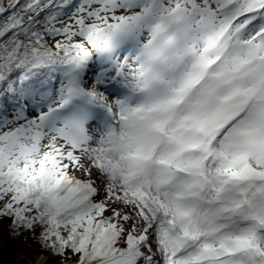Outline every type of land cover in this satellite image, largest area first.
<instances>
[{
	"label": "snow or ice",
	"instance_id": "snow-or-ice-1",
	"mask_svg": "<svg viewBox=\"0 0 264 264\" xmlns=\"http://www.w3.org/2000/svg\"><path fill=\"white\" fill-rule=\"evenodd\" d=\"M11 241L264 264V0H0V264Z\"/></svg>",
	"mask_w": 264,
	"mask_h": 264
},
{
	"label": "rangeland",
	"instance_id": "rangeland-1",
	"mask_svg": "<svg viewBox=\"0 0 264 264\" xmlns=\"http://www.w3.org/2000/svg\"><path fill=\"white\" fill-rule=\"evenodd\" d=\"M8 245L12 247H20L16 241H11ZM21 255L24 257V260L22 261L24 264H27L28 260L37 261L38 264L39 261L44 259L43 254L37 246H33L32 248L22 247Z\"/></svg>",
	"mask_w": 264,
	"mask_h": 264
},
{
	"label": "trees",
	"instance_id": "trees-1",
	"mask_svg": "<svg viewBox=\"0 0 264 264\" xmlns=\"http://www.w3.org/2000/svg\"><path fill=\"white\" fill-rule=\"evenodd\" d=\"M22 247H12L10 245L6 246L5 250V260L13 262H22L24 257L21 255Z\"/></svg>",
	"mask_w": 264,
	"mask_h": 264
}]
</instances>
